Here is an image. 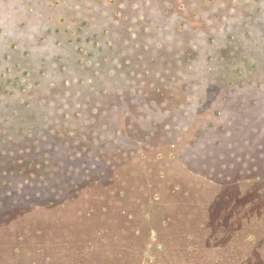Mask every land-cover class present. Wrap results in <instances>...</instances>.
<instances>
[{
  "label": "rangeland",
  "instance_id": "obj_1",
  "mask_svg": "<svg viewBox=\"0 0 264 264\" xmlns=\"http://www.w3.org/2000/svg\"><path fill=\"white\" fill-rule=\"evenodd\" d=\"M242 180L264 192V0H0V223L168 238Z\"/></svg>",
  "mask_w": 264,
  "mask_h": 264
},
{
  "label": "trees",
  "instance_id": "obj_2",
  "mask_svg": "<svg viewBox=\"0 0 264 264\" xmlns=\"http://www.w3.org/2000/svg\"><path fill=\"white\" fill-rule=\"evenodd\" d=\"M239 185L221 200L205 193V206L180 204L168 238L164 224L106 227L95 215L83 226L65 213L59 221L35 215L0 223V264H264V192Z\"/></svg>",
  "mask_w": 264,
  "mask_h": 264
}]
</instances>
